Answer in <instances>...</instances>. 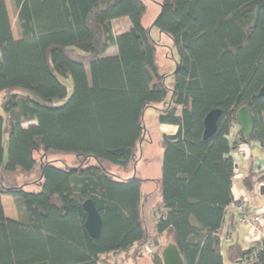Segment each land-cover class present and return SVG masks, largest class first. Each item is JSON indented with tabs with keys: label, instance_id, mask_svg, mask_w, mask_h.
I'll return each instance as SVG.
<instances>
[{
	"label": "trees",
	"instance_id": "16d2710c",
	"mask_svg": "<svg viewBox=\"0 0 264 264\" xmlns=\"http://www.w3.org/2000/svg\"><path fill=\"white\" fill-rule=\"evenodd\" d=\"M13 2L18 38L0 0V264H130L129 257L145 256L151 238L158 244L152 262L164 264V235L185 264H225L221 230L227 222L234 232L237 223L228 212L231 152L243 142L264 145V0H161L151 27L143 23L146 0ZM125 18L129 28L116 33L113 23ZM153 27L178 51L171 87ZM61 77L72 79L71 94ZM242 106L256 128L249 139L241 130L231 139ZM149 108L160 124L178 126L161 138L156 207L167 211L153 232L142 212V180L124 177L145 139ZM215 108L222 110L218 129L206 139L205 118ZM261 182L264 171L244 177L248 196ZM3 194L20 218L6 215ZM87 199L102 216L99 238L85 225ZM226 255L264 264V240L234 242Z\"/></svg>",
	"mask_w": 264,
	"mask_h": 264
},
{
	"label": "crops",
	"instance_id": "0c3cea01",
	"mask_svg": "<svg viewBox=\"0 0 264 264\" xmlns=\"http://www.w3.org/2000/svg\"><path fill=\"white\" fill-rule=\"evenodd\" d=\"M161 1V0H160ZM127 21V29L129 28V21ZM147 112V111H146ZM157 121L154 126L150 127L149 122H146V136L144 141H146L147 135H151L150 131L156 132V142L159 146L158 151L156 153L152 152L148 153L147 148L144 146V141L140 144V148L138 149L134 161V165L128 171V176L136 175L141 180V192H142V212L144 216V220L150 232L154 231L155 223L160 215V213L167 211L165 207H161L157 209L158 203L161 201V177H162V160H163V146L161 143V138L164 133L166 134H175L178 130V126L171 124H160ZM146 116V113H145ZM152 143L154 140H151ZM246 143V142H245ZM249 145V156L244 159L239 160V172L241 174L240 177H234V182L232 186V193L234 196V202L237 201L242 196H246L250 202V206L254 209L264 208V190H261V187H256L253 193H250L248 196L246 189L243 186L244 177L250 175L251 173H259L264 171V145L259 141H253L251 143H247ZM233 158H238L235 150L231 152ZM126 176V177H128ZM250 197V199H249ZM233 202V203H234ZM233 203L228 206V212L237 214V223L236 230L234 232H228L226 222L221 230V249L224 254V258L226 257L227 250L230 244L234 242H244V236L248 231L246 226H241L239 223L238 211L233 207ZM165 236V235H164ZM164 236L161 237L160 242L162 245H168L169 243H164ZM165 246V247H166ZM164 250V249H163ZM227 258V257H226ZM225 264H241V263H233L228 258ZM229 262V263H228ZM153 264V263H152Z\"/></svg>",
	"mask_w": 264,
	"mask_h": 264
},
{
	"label": "rangeland",
	"instance_id": "374dc122",
	"mask_svg": "<svg viewBox=\"0 0 264 264\" xmlns=\"http://www.w3.org/2000/svg\"><path fill=\"white\" fill-rule=\"evenodd\" d=\"M146 1L148 4V12H147L146 16L144 17L143 23L146 27H151L155 17L157 16V14L160 11V6L158 4V2L160 0H146ZM6 4H7L8 11H9L10 20L12 23L14 38H18L19 37V28H18V23H17V10L15 8L13 0H6ZM127 27H128L127 21H125L124 19L118 20L117 22L113 23V28H114V31L116 33H120V32L127 30ZM151 35L153 36V38L157 42H159L158 62L160 64V66L162 67V71L168 74L166 84L169 87H171L173 85L172 73L175 70L176 61L178 60V51L174 45L173 39L169 35H167L166 33L159 31L156 27H153L151 29ZM107 53H116V49L112 48V49L108 50ZM86 69L89 72V64L86 65ZM61 80L66 84V86L68 88V92H69V94H71L73 91L72 79L61 77ZM3 98H4V93H1L0 94V104L3 100ZM1 110L2 109L0 106V111ZM158 113L159 112L154 108L147 109L145 120H146V122H149L150 127L155 125V123L157 121L156 117H157ZM150 134L151 135H149V134L147 135L146 141H144V146H145V148H147L149 154H151L152 152L156 153L158 151V148H159V146L156 142V132L153 133V131H150ZM151 140H154V142L152 143ZM40 156H41V154L36 153V157L39 158ZM51 157L52 158H59L57 156H51ZM63 158H65V160L72 161L73 156L70 155V157H63ZM107 167L109 169H111L112 171L117 169V168L110 166V165H107ZM129 173L124 174V177L128 176ZM28 191H31V186L28 187ZM2 200L4 203V208H5V212H6L7 216L12 217V218H20L21 217V210H19V208H18L17 204L15 203L13 197H11L7 194H3ZM151 239H149L147 242H149ZM154 242L156 245H158L155 240H154ZM163 242L169 243L170 238L169 237L164 238ZM156 248H157V246H156ZM156 250L157 249H155V251ZM144 254H145V256L142 255L141 257H138L136 259L133 256H131V257H129V260L126 261V263H130V264H152L153 263L152 262L153 255L146 254L145 252H144ZM119 257L120 256H117V257L113 256L112 258H110V260L115 261ZM226 257H227V255H226ZM119 259H121V258H119ZM226 260H227V258H226Z\"/></svg>",
	"mask_w": 264,
	"mask_h": 264
},
{
	"label": "water",
	"instance_id": "95a60500",
	"mask_svg": "<svg viewBox=\"0 0 264 264\" xmlns=\"http://www.w3.org/2000/svg\"><path fill=\"white\" fill-rule=\"evenodd\" d=\"M260 95L264 96V86L260 90ZM222 110L215 108L211 110L205 118L204 138H210L218 129V120ZM236 122L240 127L243 138L249 139L256 128V117L249 106H242L236 112ZM264 190V186L261 187ZM84 208L87 212L86 228L90 235L94 238H99L102 230V216L92 199H87L84 202ZM162 257L164 264H185L182 254L175 243L168 244L163 252ZM248 264H260L255 260Z\"/></svg>",
	"mask_w": 264,
	"mask_h": 264
},
{
	"label": "built area",
	"instance_id": "2783aa9c",
	"mask_svg": "<svg viewBox=\"0 0 264 264\" xmlns=\"http://www.w3.org/2000/svg\"><path fill=\"white\" fill-rule=\"evenodd\" d=\"M231 139L240 137V127L237 124L232 125L230 134ZM238 158H235V177H240L239 172V160L247 158L249 156V145L245 142L241 143L239 147L235 149ZM264 186V182H261L258 187ZM233 207L239 213V223L241 226L248 228L247 233L244 236V242L247 244H254L264 240V208L254 209L250 206L249 200L246 196H242L233 203ZM156 244L154 240L147 242L143 250L146 254L154 255Z\"/></svg>",
	"mask_w": 264,
	"mask_h": 264
}]
</instances>
